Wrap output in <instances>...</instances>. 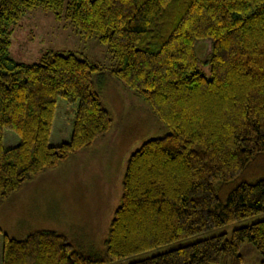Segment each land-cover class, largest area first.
<instances>
[{"label":"trees","instance_id":"obj_1","mask_svg":"<svg viewBox=\"0 0 264 264\" xmlns=\"http://www.w3.org/2000/svg\"><path fill=\"white\" fill-rule=\"evenodd\" d=\"M36 6L97 37L114 63L47 49L9 53L11 25ZM208 43L198 67L196 44ZM114 77L167 128L127 157L100 252L58 231L2 234L1 264H106L264 211V0H0V207L24 183L112 126L101 94ZM75 104L70 138L49 143L57 102ZM5 129L19 141L4 147ZM264 264V219L125 264Z\"/></svg>","mask_w":264,"mask_h":264},{"label":"rangeland","instance_id":"obj_2","mask_svg":"<svg viewBox=\"0 0 264 264\" xmlns=\"http://www.w3.org/2000/svg\"><path fill=\"white\" fill-rule=\"evenodd\" d=\"M9 40V53L16 61L35 62L45 50L61 49L75 51L108 67L114 63L108 47L97 37L82 38L69 20L59 19L54 12L40 6L23 11L18 22L11 25ZM207 47V41L200 40L195 49L199 69L209 76V63L205 61ZM101 99L112 115L110 130L91 146L26 181L12 194L0 207V227L4 232L23 238L36 229L55 230L84 251L103 249V240L119 203L128 155L144 140L163 136L167 128L134 90L114 77L109 76ZM75 109V104L58 100L56 115L60 116V121L53 122L52 145L70 138ZM18 141L14 131L4 130V147ZM262 219L264 211L106 264H125L210 236H228L234 228ZM240 251L244 256L243 264L261 263V254L249 241L243 243ZM1 256L0 233V264Z\"/></svg>","mask_w":264,"mask_h":264},{"label":"crops","instance_id":"obj_3","mask_svg":"<svg viewBox=\"0 0 264 264\" xmlns=\"http://www.w3.org/2000/svg\"><path fill=\"white\" fill-rule=\"evenodd\" d=\"M56 122V124H57V122H59L60 121V116L59 115H56V113H55V116H54V120H53V122ZM52 128H53V125H52ZM55 131H56V129H55ZM51 133H52V129H51ZM54 131H53V135H54ZM52 137H51V134H50V139H51ZM49 143H50V140H49ZM51 144V143H50ZM52 145V144H51ZM100 190V192L102 191V189H99ZM95 197H96V194L94 193L93 194ZM102 215V213H100V216ZM106 222V221H105Z\"/></svg>","mask_w":264,"mask_h":264}]
</instances>
